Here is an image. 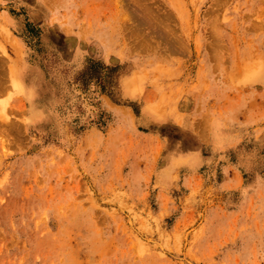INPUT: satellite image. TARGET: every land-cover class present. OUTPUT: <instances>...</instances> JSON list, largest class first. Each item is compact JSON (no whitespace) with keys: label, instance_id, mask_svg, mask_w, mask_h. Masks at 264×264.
<instances>
[{"label":"rangeland","instance_id":"1","mask_svg":"<svg viewBox=\"0 0 264 264\" xmlns=\"http://www.w3.org/2000/svg\"><path fill=\"white\" fill-rule=\"evenodd\" d=\"M0 264H264V0H0Z\"/></svg>","mask_w":264,"mask_h":264}]
</instances>
